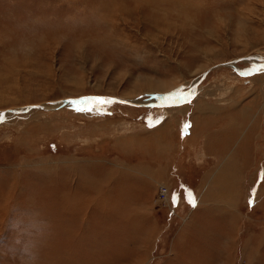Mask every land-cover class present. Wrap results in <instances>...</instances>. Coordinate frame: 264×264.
Segmentation results:
<instances>
[{
  "label": "rangeland",
  "instance_id": "rangeland-1",
  "mask_svg": "<svg viewBox=\"0 0 264 264\" xmlns=\"http://www.w3.org/2000/svg\"><path fill=\"white\" fill-rule=\"evenodd\" d=\"M130 1L0 0V264H264V0Z\"/></svg>",
  "mask_w": 264,
  "mask_h": 264
},
{
  "label": "bare ground",
  "instance_id": "bare-ground-1",
  "mask_svg": "<svg viewBox=\"0 0 264 264\" xmlns=\"http://www.w3.org/2000/svg\"><path fill=\"white\" fill-rule=\"evenodd\" d=\"M167 0H131L130 2L132 3V6H133V9L134 10H137V11H141V8L145 5V4H150V5H156L155 7H160V4H161V2H166ZM196 1V0H195ZM69 2V1H68ZM76 2V1H75ZM116 2V1H115ZM115 2L113 3V4H111L110 6H106L105 8H102L101 9V14L99 15V17L98 18H100V20H103V22H104V24L105 25H110V24H113L110 20H109V17H114L115 16V14H116V11H120V10H122L123 12H126V13H129L130 11H128V8H126L125 7V5H123L122 3H119L118 2V4H120V5H118L117 6V9H114V7L112 6V5H114L115 4ZM191 2H193L192 0H171V3H173V6H175L174 8L175 9H177V7L179 6L178 4H181V5H183V3L184 4H186V5H183V7H185V8H188V7H191L192 6V4H191ZM131 3H129V4H131ZM168 7V6H167ZM111 8H112V11H111ZM105 9V10H104ZM171 9H173V8H171ZM181 9H183V8H181ZM184 10V9H183ZM111 11V12H110ZM175 11V10H174ZM174 11H172V12H174ZM162 12H163V9H162ZM110 13V14H109ZM175 14H177V13H175ZM180 14L181 15H183V12H181L180 11ZM173 15V14H172ZM184 17H187V15H184ZM121 18H123V17H121ZM172 18V17H171ZM112 19V18H111ZM6 24H3L2 25V27H5V28H7L6 26H5ZM3 30H4V28H3ZM6 30V29H5ZM7 31V30H6ZM5 32V31H4ZM0 34H1V32H0ZM43 41V40H42ZM255 58H253V60H254ZM230 66V65H229ZM234 67H235V65H234ZM260 67H263V69H264V66H260ZM240 72V71H239ZM238 72V73H239ZM242 73V72H241ZM249 75V74H248ZM255 75L256 74H254L252 77L253 78H255ZM252 78V79H253ZM195 84L193 85V88H189L188 90H185L184 91V93H181L180 95H178V97L176 98V100L173 102V103H175V102H177L178 100H180V98H179V96H182V95H186L188 98H190L191 96H192V94H193V92H194V88H195ZM186 93V94H185ZM101 99V98H100ZM115 99V98H114ZM164 100V99H163ZM70 102V101H69ZM130 102V101H129ZM131 103V102H130ZM129 103V104H130ZM142 103V102H141ZM131 104H133L134 105V102L133 103H131ZM263 104V103H262ZM139 105H141V104H139ZM43 106V105H42ZM41 106V107H42ZM142 106V105H141ZM165 106V105H164ZM167 106V105H166ZM38 107V106H37ZM36 107V108H37ZM44 107V106H43ZM13 112H15V111H13ZM13 112L12 113H9L8 111H4V113H1L0 112V114L1 115H10V114H13ZM1 118H3V117H1ZM159 118H161L160 116H159ZM12 190V189H11ZM11 193V192H10ZM167 194H168V192H167ZM167 194H166V196H167ZM207 194V193H206ZM165 195H164V198L166 197ZM198 199V198H197ZM75 200V199H74ZM65 202H67V199H66V201ZM195 203H197L196 205H195V207L196 206H198V205H201V202H200V199L198 200V201H196ZM74 204V203H73ZM67 206V205H66ZM72 206V205H71ZM64 207V206H63ZM74 207H75V204H74ZM64 209V208H63ZM65 212V211H64Z\"/></svg>",
  "mask_w": 264,
  "mask_h": 264
},
{
  "label": "water",
  "instance_id": "water-1",
  "mask_svg": "<svg viewBox=\"0 0 264 264\" xmlns=\"http://www.w3.org/2000/svg\"><path fill=\"white\" fill-rule=\"evenodd\" d=\"M193 83H195V82H193ZM180 92H183V91H176V92H174V93H171V95H172V97L173 96H176L177 97V95H180ZM101 97L100 96H93V95H91V96H84V97H80V98H77V97H75L74 98V100L76 101V103H78V104H86V103H88V102H90V101H97V100H99ZM108 98L109 99H113V97H110V96H108ZM117 100H119V101H123V102H126V103H130L128 100H123V99H118V98H116ZM161 99V98H160ZM68 100H70L69 98H67V99H64L62 102H60L61 104H64L65 102H67ZM159 100V99H158ZM176 100V99H175ZM142 105H146V106H152V105H159V106H163V105H169V104H173L172 102H161V101H156V100H154V101H151V102H149V101H146V102H142L141 103ZM29 107H31V106H29Z\"/></svg>",
  "mask_w": 264,
  "mask_h": 264
},
{
  "label": "snow or ice",
  "instance_id": "snow-or-ice-1",
  "mask_svg": "<svg viewBox=\"0 0 264 264\" xmlns=\"http://www.w3.org/2000/svg\"><path fill=\"white\" fill-rule=\"evenodd\" d=\"M106 102V101H104ZM173 203H176L177 202V196L174 194L173 195ZM188 199H189V202L193 204V206H195V198L191 195V193H189L188 195Z\"/></svg>",
  "mask_w": 264,
  "mask_h": 264
},
{
  "label": "crops",
  "instance_id": "crops-1",
  "mask_svg": "<svg viewBox=\"0 0 264 264\" xmlns=\"http://www.w3.org/2000/svg\"><path fill=\"white\" fill-rule=\"evenodd\" d=\"M162 120V119H161ZM160 122V121H159ZM229 164H230V162H229ZM183 183V182H182Z\"/></svg>",
  "mask_w": 264,
  "mask_h": 264
}]
</instances>
